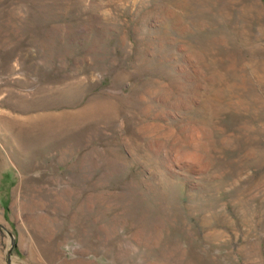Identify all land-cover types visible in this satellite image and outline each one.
Here are the masks:
<instances>
[{
	"label": "rangeland",
	"instance_id": "1",
	"mask_svg": "<svg viewBox=\"0 0 264 264\" xmlns=\"http://www.w3.org/2000/svg\"><path fill=\"white\" fill-rule=\"evenodd\" d=\"M0 264H264V0H0Z\"/></svg>",
	"mask_w": 264,
	"mask_h": 264
},
{
	"label": "bare ground",
	"instance_id": "2",
	"mask_svg": "<svg viewBox=\"0 0 264 264\" xmlns=\"http://www.w3.org/2000/svg\"><path fill=\"white\" fill-rule=\"evenodd\" d=\"M247 5V4H246ZM60 140V139H59ZM59 143V142H58Z\"/></svg>",
	"mask_w": 264,
	"mask_h": 264
}]
</instances>
